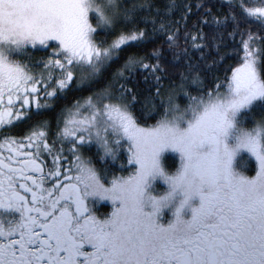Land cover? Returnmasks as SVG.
Here are the masks:
<instances>
[{
	"label": "snow or ice",
	"instance_id": "snow-or-ice-1",
	"mask_svg": "<svg viewBox=\"0 0 264 264\" xmlns=\"http://www.w3.org/2000/svg\"><path fill=\"white\" fill-rule=\"evenodd\" d=\"M176 7L170 0L164 12ZM141 11H153L151 0H0V124L26 115L13 107L21 98L25 106L39 107L37 96L25 93H36L41 81L46 93L40 95L48 98L73 79L99 83L88 97L73 102L56 133L72 140L63 175L59 155L55 170L45 175L41 166L42 125L23 137L35 152H19L24 145L14 146L12 138L0 144L10 150L8 156L0 154V264H264V34L242 35L235 66L206 91L201 85L191 95L181 71L182 83L173 82L164 95L160 48L149 54L151 61L129 53L110 74L103 72L128 42L140 44L167 32L164 51L187 56L190 48L205 46L204 33L185 31L182 38L181 18L173 29L159 13V24L157 16L141 18L154 25L150 33L121 30ZM244 11L264 25V7ZM230 19L231 13L199 22L219 29ZM101 31L112 38L95 39ZM50 41L57 46L44 61L46 74L32 73L17 58L28 46ZM137 71L154 79L153 97L164 104L147 126L138 122L137 97L128 83ZM188 75L192 84L200 83L199 72ZM177 89L184 91L183 104L176 102ZM154 109L149 111L155 114ZM87 141L112 157L123 145L135 170L102 183L79 155L76 142ZM42 147L51 153L46 140ZM168 150L179 154L171 173L162 163ZM240 150L255 158L253 175L235 169ZM157 177L167 185L162 194L150 190ZM89 197L110 200L111 212L102 219L92 214Z\"/></svg>",
	"mask_w": 264,
	"mask_h": 264
},
{
	"label": "trees",
	"instance_id": "trees-1",
	"mask_svg": "<svg viewBox=\"0 0 264 264\" xmlns=\"http://www.w3.org/2000/svg\"><path fill=\"white\" fill-rule=\"evenodd\" d=\"M123 2L129 3L131 0H123ZM151 2L153 11L147 13L144 11L138 12L136 17L129 23H126L121 30L132 29L139 31L140 29H144L150 33L154 25L150 21H145L141 18L145 15L157 16L156 23L159 24L160 19L157 15L159 13L164 16V20L168 21L170 27L173 29L177 28V18H181L179 30L182 38L185 31L189 33V36L194 31H203L205 46L199 50L190 48L187 56L180 53L177 57L175 49L164 51L168 47L164 39L167 36V32L163 34L157 32L155 35H150L147 40L140 44L135 41L128 42V46L123 49L119 60L114 61L111 67L104 70V76H107L115 67L119 66L129 53L143 56L145 59L151 61L153 57L149 54L154 52L155 49L160 48L162 52L161 67L164 70L161 74L164 85L160 89L161 93L166 95L168 89L173 87V82L179 86L182 83L180 72L183 71L188 76L187 81L184 82V88L191 95H195L200 90L201 85L206 91L208 87L216 83V80L222 79L226 73L230 72L232 66H235L237 62L236 48L242 35L247 34L249 31L257 35L264 34V25L256 18L249 17L244 11V9L249 7L264 6V0H174V3L178 7L167 13L164 12V9L170 0H151ZM229 13H231L234 19H230L226 27L223 28L217 29L213 24H201L199 22L200 17H205L208 21H212L213 17H224ZM193 24H195V27H193ZM233 30H235L234 36H227V33L233 32ZM95 36L96 38H94L97 40L102 38L110 40L112 38L111 33L106 35L102 31L97 32ZM53 47L54 45L50 44L47 48L48 50L45 52L34 48L33 52L27 55L23 54L17 58L21 61H26L29 70L40 68V65H43L51 51L50 49ZM183 47L184 45L181 44V48ZM230 49L231 51H229ZM186 61H190L193 65L191 69H189ZM190 71L199 72L200 83L192 84L191 76L188 75ZM128 83L137 97V103L133 106V110L140 118L138 122L144 125L154 123L158 116L162 114L164 108L161 98L159 96L153 97V92L156 89L154 79L150 80L146 77L145 73L137 71L133 77L129 78ZM95 87H99V83H87L79 87L72 85L62 90V92H57L50 107L48 106L45 109L32 112L28 119L13 128V132L24 133L36 124L47 122L48 134L52 143L54 134L56 133L57 122L63 110L73 105L74 101L88 97ZM176 94H178L177 97L181 104L186 102L184 91L177 89ZM146 98L149 101L147 105L145 104ZM152 106H155V114L149 111ZM145 113H147L146 116ZM56 148L57 145H53L52 143L51 154L55 152ZM83 152L84 156L88 158V162L99 171L101 178L108 179L112 176L125 175V173L131 170V167L128 169L125 167H122V169L116 168L115 162L109 159L101 160L100 152L93 145L84 147ZM165 161L168 163L172 161V158L165 156ZM250 174H252V171H250Z\"/></svg>",
	"mask_w": 264,
	"mask_h": 264
},
{
	"label": "rangeland",
	"instance_id": "rangeland-1",
	"mask_svg": "<svg viewBox=\"0 0 264 264\" xmlns=\"http://www.w3.org/2000/svg\"><path fill=\"white\" fill-rule=\"evenodd\" d=\"M228 1H238V0H228ZM260 7H264V6H260ZM95 38H96V36H95ZM50 44L54 45V47L57 46L56 42L50 41L47 45H36V46H28V47H31V48H48L50 46ZM53 48L50 49L51 50L50 53L52 52ZM30 71L32 73H34V74H37V75L46 74L45 70L43 68V65H40V68H34L33 70H30ZM84 71H86V69H84ZM52 83H54V81L49 83V85H48L49 88L52 86ZM84 84H87V83L86 82H82L81 84H77V81L75 79H73V80H71L69 82V84L66 86V88L70 87L72 85L79 87V86H82ZM42 92L46 93V89H45V85H44L43 81H41L38 84L36 93H31V90H29L28 92L25 93V95H29L30 98H31V95H33V94L36 95L37 96L38 105H39L38 108L42 109V108H46V107L50 106L52 100L54 99V98H48L46 95L45 96H41L40 93H42ZM57 92L59 93V92H62V91H57ZM57 92H56V94H57ZM177 96H178V94H176V102L180 103ZM82 100L83 99H81L79 101H82ZM29 105H30V107H32L33 111H35L37 109V107H33L31 105V103H29ZM5 106H8V105L6 104ZM72 106L73 105H71L68 108L64 109L63 112L61 113V115H60V117L58 119V122H57L56 133L60 130L61 126L64 124L65 115H66L67 111ZM13 107L14 108H22V110L25 111L26 115L28 113H30V109H29L28 105L27 106L24 105V102H23L22 98L19 100L18 103H15L13 105ZM13 113L15 114V111H13ZM245 119H247V118L245 117ZM41 125L43 126V130L45 132V136L47 137V135L49 133L48 123L47 122H42L40 124H36L33 127H31L30 130L32 131L34 127L38 128ZM145 126H147V125H145ZM44 139H45V137L42 140H44ZM64 139H65V141H64ZM56 140L59 141L58 138ZM60 143L62 144V146L64 145L63 146L64 149L62 148V151H61L63 154L60 152V155L61 156H64V155L70 156L68 158L67 157H62L60 159V160H62V162L60 164L61 165V170H62L63 165L68 163L69 161H71V158H72V155H73V153L71 151L72 140H71L70 137H62V138H60ZM76 143H77V146L79 148V155L82 158H85V156L83 154L84 153L83 152L84 147L93 145V146H95L96 150L100 152V159L101 160L109 159L110 161L115 162L114 164H116V168H120V169H122V167H125L127 169L129 167H131V170L128 171L127 173H125V175L121 174V175H118V176H127V175H129L130 173H132L135 170V162L134 161H129V159H128V151L123 145H121V146H119V147H117L115 149V157H112V156H109L107 154H104L102 149L96 144L95 141H87V142H85L83 144H81L80 142H76ZM125 143H127V141H125ZM41 148H42V146H41ZM165 156L171 157L172 161H169L167 163V161H165ZM178 162H179V154L174 152L173 150H168L165 154H162L163 166L169 171V173H171V171L175 169V167L178 165ZM85 163H87L90 166H92L95 169V171L97 172V174L99 175V171L93 165H91L86 159H85ZM233 164H234L235 169L238 172H241L242 174L253 175L255 173V165H256L255 158L252 157L245 150H240L237 153L236 157L234 158ZM170 168H173V169H170ZM250 171H252V174H250ZM113 177L114 176H112V177H110L108 179H104V178H101V176H100L101 182L105 183V184H107ZM166 189H167V185H165L163 180L160 179L159 177H157L155 180H153L151 188H150V190L153 191V194H162ZM88 202H89V204L92 203V205H95L96 207H98V209H99V211L101 213L102 212L106 213L105 215L109 214L111 212V210H112V202L110 200H108L107 198L101 199L99 197H89V201ZM101 205H103V208H101ZM163 211H166V210H162V212Z\"/></svg>",
	"mask_w": 264,
	"mask_h": 264
},
{
	"label": "flooded vegetation",
	"instance_id": "flooded-vegetation-1",
	"mask_svg": "<svg viewBox=\"0 0 264 264\" xmlns=\"http://www.w3.org/2000/svg\"><path fill=\"white\" fill-rule=\"evenodd\" d=\"M33 49L34 48H31V47H27V49L24 51V52H22L19 56H21V55H23V54H29V53H31V52H33ZM37 49H39L40 51H43V52H45V51H47L48 49L47 48H37ZM52 100V99H51ZM28 107H29V109H30V113H28L27 115H25L24 117H22V118H18L17 120H14V121H12L11 123H9V124H7V125H4V124H0V144H3V142L5 141V139L6 138H12V139H14L15 140V145L14 146H18V145H20V144H23L24 145V147L23 148H19L18 149V151L19 152H24V153H26V152H29V151H31V152H35L36 150H35V148H29L28 147V144H29V141H27V140H24L23 139V137L26 135V134H28L31 130H28V131H26V132H24V133H15V132H13V128L14 127H16V126H18L19 124H21L24 120H26V119H28L29 117H30V115L32 114V112H35V111H37V110H41V108H38L37 107V109L35 110V111H33L32 110V107H30V105H28ZM50 107V106H49ZM42 109H45V108H42ZM11 115H15L14 113H11ZM62 137H64V136H60V137H57L56 136V133L54 134V139L52 140V143H53V145L54 144H56L57 145V148L55 149V152L53 153V154H51V153H49L48 151H44L43 150V147L41 148V151H40V153H39V161H40V163H41V166H42V168L44 169V172H45V175L47 174V172L48 171H50V170H55L54 169V166H53V159L57 156V155H59L60 156V159L62 158V157H70V156H66V155H64V156H61L60 155V152L62 151V148H63V146H62V144L60 143V138H62ZM59 139V141H57L56 139ZM47 141V143L50 145V147L52 148V143H51V141H50V136H49V134L47 135V137L45 136V139L44 140H42L41 141V146H43V142L44 141ZM64 141H65V139H64ZM64 149V148H63ZM62 153V152H61ZM0 154H2V155H4V156H8L9 154H10V150L8 149V147H7V145H4L3 147H0ZM63 154V153H62ZM20 159H22V158H24V157H19ZM86 158V157H85ZM86 160L88 161V158H86ZM61 162H62V160H60V164H61ZM65 165V164H64ZM63 165V166H64ZM92 165V164H91ZM63 168V167H62ZM60 171H61V175H63L64 173L62 172V170L60 169ZM29 175H34V174H37V173H34L33 171H29V173H28ZM89 198L87 199V201H86V203H87V206H88V208H89V210H90V212L92 213V214H94L95 216H97V217H99V218H104L106 215V213H104V212H100L99 211V209H98V207H96L95 205H92V203L91 204H89ZM101 208H103V205H101ZM106 212V211H105Z\"/></svg>",
	"mask_w": 264,
	"mask_h": 264
}]
</instances>
